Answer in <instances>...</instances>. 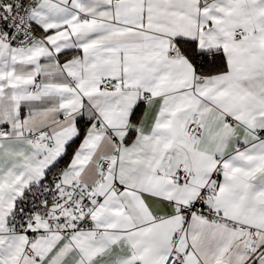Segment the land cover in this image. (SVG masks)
I'll return each mask as SVG.
<instances>
[{
  "label": "snow or ice",
  "instance_id": "6c2138e0",
  "mask_svg": "<svg viewBox=\"0 0 264 264\" xmlns=\"http://www.w3.org/2000/svg\"><path fill=\"white\" fill-rule=\"evenodd\" d=\"M0 264H264V0H0Z\"/></svg>",
  "mask_w": 264,
  "mask_h": 264
}]
</instances>
